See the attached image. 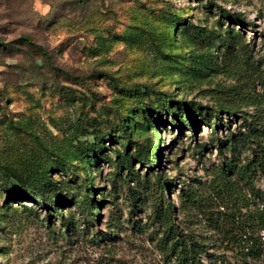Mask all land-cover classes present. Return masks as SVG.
<instances>
[{
	"label": "rangeland",
	"instance_id": "1",
	"mask_svg": "<svg viewBox=\"0 0 264 264\" xmlns=\"http://www.w3.org/2000/svg\"><path fill=\"white\" fill-rule=\"evenodd\" d=\"M216 4L253 26L233 23ZM229 46L252 58L263 54L264 0H0V264H163L160 228L148 221L156 192L146 180L159 173L166 197L177 202L184 184L229 156L219 144L242 120L226 109L216 119L205 109L209 124L198 117L197 130L173 117L165 123L149 93L129 86L170 92L182 102L183 119L193 103L264 108L257 70L250 74L258 103L246 107L231 95L237 81L209 65ZM116 110L134 113L133 138L153 142V168L132 156ZM15 174L34 179L41 195L16 196ZM86 181L91 207L82 203ZM128 193L143 204L131 211ZM74 221L75 231L67 232L64 222ZM208 234L202 258L220 264V243Z\"/></svg>",
	"mask_w": 264,
	"mask_h": 264
},
{
	"label": "trees",
	"instance_id": "2",
	"mask_svg": "<svg viewBox=\"0 0 264 264\" xmlns=\"http://www.w3.org/2000/svg\"><path fill=\"white\" fill-rule=\"evenodd\" d=\"M216 6L220 14L229 17L233 23L242 27L253 26V23L248 22L240 12H230L222 6L217 4ZM25 38L31 39L29 36ZM200 59L206 61L207 58L202 55ZM217 60L215 57L209 59V65L214 66L212 69L217 71L222 68L237 81V84L229 88L232 90L231 95L242 100L246 107L256 105L258 94L252 89L255 81L250 71H258L257 81L264 90V52L258 58H252L250 55H242L233 46H229L220 56L219 64ZM109 77L116 82L113 75L109 74ZM129 87L145 89L154 99L160 113L164 115L165 123L170 121L169 117H173L175 123L183 125L184 120L193 130H197L198 117L205 124H209L208 119L202 117L205 109L207 113L212 112L216 119L219 118L221 110L226 109L230 118L239 117L242 120L237 132L231 133L219 144V149L223 147L230 152L229 156L208 167L205 178L197 176L186 186L184 184L177 195V202L166 197L168 182L159 173L156 174L154 182L146 180L147 185L151 183L156 192L148 221L153 227L160 228L156 244L163 264H215L213 261L205 263L202 258L210 246L206 241L210 231L217 236L222 249V252L216 255L220 264H257L264 256V235L261 234L264 231V108L256 106L254 111L248 112L242 108H226L223 104L209 108L193 103L195 108H188L183 119L180 110L182 102L176 101V97L170 92L139 82H134ZM153 113H149V117H152ZM132 115L134 113L131 111L123 114L120 110H116L118 126L124 140L135 147L132 156L142 157L151 163L153 168L155 166L153 142L148 141L145 144L133 138ZM16 124L22 123L19 121ZM92 127L93 132L98 131L99 127L96 123H93ZM213 127L216 133L219 123L214 122ZM195 147L201 155L206 151L203 144ZM242 150L249 151L251 156L242 158L240 156ZM119 163L124 167L123 163ZM122 166L119 168L118 165V169ZM23 167L29 172L26 166ZM15 175L20 182L16 196L41 195V187L33 181L34 179ZM120 179L124 185L127 184L123 176H120ZM87 183L88 181L82 184L89 190L83 196L82 203L86 207H91L95 196H91L92 187ZM128 189L129 193H134L132 186ZM129 193L126 199L132 211V208L141 206L143 202L141 198L132 196L137 195L136 193ZM81 211L84 215V209ZM179 214H182L181 220L176 217ZM92 215L96 216L93 211ZM63 225L67 232L76 229V221L64 222Z\"/></svg>",
	"mask_w": 264,
	"mask_h": 264
}]
</instances>
